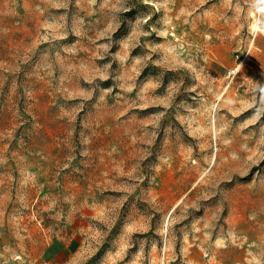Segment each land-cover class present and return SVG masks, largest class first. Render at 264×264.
<instances>
[{"label":"rangeland","instance_id":"obj_1","mask_svg":"<svg viewBox=\"0 0 264 264\" xmlns=\"http://www.w3.org/2000/svg\"><path fill=\"white\" fill-rule=\"evenodd\" d=\"M0 264H264V0H0Z\"/></svg>","mask_w":264,"mask_h":264}]
</instances>
